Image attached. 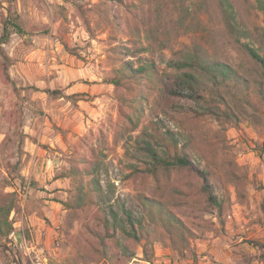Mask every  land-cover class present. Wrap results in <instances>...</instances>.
<instances>
[{
    "label": "rangeland",
    "instance_id": "obj_1",
    "mask_svg": "<svg viewBox=\"0 0 264 264\" xmlns=\"http://www.w3.org/2000/svg\"><path fill=\"white\" fill-rule=\"evenodd\" d=\"M196 3L187 5L195 10ZM234 4L236 28L250 35L241 41L262 54L264 0ZM105 9L102 0H0V37L8 16H17L24 31L0 40V193L9 195L5 206L13 203L9 234L0 213V264H264V101L227 86L201 93L196 102L175 77L176 62L194 49L252 78L254 64L212 9L191 32L180 26L170 0H157V8H146L136 24L114 2L111 13L105 15ZM119 47L125 48L121 55ZM4 57L11 61L9 80ZM119 58L135 66L152 64L161 80L148 93L141 116L125 109L130 121L120 116L113 87L103 82ZM86 85L96 93H70ZM167 133L208 174L220 205L209 201L195 171L181 168L168 180L159 174L157 183L143 173L144 135L160 143ZM151 142L161 156L163 148ZM83 160L99 191L70 211L78 179L60 176ZM138 194L161 198L180 222L172 233L174 249L159 227L164 242L148 247L149 258L142 244L119 233L118 243L105 239L114 247L113 257H105L104 220H112L111 208L118 218L124 219L123 210L138 216Z\"/></svg>",
    "mask_w": 264,
    "mask_h": 264
},
{
    "label": "trees",
    "instance_id": "obj_2",
    "mask_svg": "<svg viewBox=\"0 0 264 264\" xmlns=\"http://www.w3.org/2000/svg\"><path fill=\"white\" fill-rule=\"evenodd\" d=\"M169 1V0H167ZM171 10L179 16V24L181 27H185L186 32H191L194 29H200L202 22L199 17L202 15H209L212 9L218 13L220 18V24L224 27L228 36L232 37L238 50H241L243 54L249 59L250 63L254 64L257 75L252 78L244 71L234 69L230 65L225 64L216 55L209 54L202 49H194L189 51L185 57L178 60L176 79L183 85H186L190 91V99L198 101L201 98V93L208 91L217 92L219 88L231 87L234 89L246 91L247 93H254L262 101H264V50L260 54L255 48L248 43L242 42L241 38L249 39L250 35L238 30L234 24L236 18V10L234 0H197L195 10H191L187 5L189 0H170ZM105 5V15L111 13L108 6L112 2L123 7L130 15H132L133 24L137 23L138 17L143 16L148 12L151 7L157 8V0H132L126 2L124 0H102ZM167 5V4H166ZM116 24L117 31L123 32L120 27L121 22H117L115 16H111ZM142 19V18H140ZM202 23V24H201ZM204 27V26H203ZM17 35H23L24 31L19 22L17 16H8L2 22V35L1 41H7L11 33ZM124 47H119V54L124 51ZM140 51H147L146 48H140ZM11 61L8 57H4L3 68L4 76L6 80H9L7 74V66ZM103 82L113 87L115 99L119 104L120 116L123 119L130 121L129 114L125 111L130 110L134 115L141 116L144 113L145 106L148 104V93L158 89V84L161 82L157 78L155 67L150 64H140L135 66L130 60L118 59V67L114 68L111 75L105 77ZM62 97V96H61ZM211 107V106H210ZM208 113L215 116L218 115L211 108ZM217 108V107H216ZM146 136V140H143L144 151L148 159L147 167L144 170L145 175H150L154 182H158L159 174L164 175L168 180L172 172L178 169H186L188 171H195L197 176L202 182V191L205 193L210 202L215 205H220L218 198L215 196L212 186L209 184L208 174L205 171H201L195 168V164L191 160L190 156L186 152L185 147L178 149L179 139L172 134L167 133L162 135L163 141L158 143L157 136L150 134ZM159 144L162 147V155L154 149L152 142ZM166 142V143H165ZM170 145L175 149L173 154L170 153ZM86 160L80 161V168L73 167L67 174H61L60 178L76 177L78 184L76 187V199L74 204L67 205L70 211H77L81 209L87 201H92L91 196L93 193L99 191L98 182L93 177V172L90 167L86 165ZM135 171V169L133 170ZM137 171V170H136ZM138 172V171H137ZM90 177V181L84 183V179ZM9 195L0 193V213L3 212L5 219V227L7 234L11 231V225L6 223L12 209L13 203L10 206H5L6 199ZM137 200L140 205L141 213L138 216H134L127 210H123L124 219L118 218L113 213V209H110L112 220H104V235L101 241L102 255L105 257H113L114 247L111 243H108L105 239H109L110 242L118 243L117 233L121 238L129 240L137 245L142 244L143 253L149 258L148 247L154 242L162 243L163 236L158 230L162 227L168 234L170 247L174 249L173 231H179L178 226L180 222L163 203L161 198L156 196H146L145 194H138ZM63 205V204H62ZM66 206V205H65ZM97 235H100L96 232ZM184 239V235L177 233ZM101 236V235H100ZM117 245V244H116ZM147 258V259H148Z\"/></svg>",
    "mask_w": 264,
    "mask_h": 264
},
{
    "label": "crops",
    "instance_id": "obj_3",
    "mask_svg": "<svg viewBox=\"0 0 264 264\" xmlns=\"http://www.w3.org/2000/svg\"><path fill=\"white\" fill-rule=\"evenodd\" d=\"M96 87L95 86H83L82 88H79V90H75L74 88H71L70 89V93L71 94H73V93H79V92H81V93H88V94H90V95H93L94 93H96ZM48 139V138H47ZM45 140V142L47 143V145H48V140ZM54 144H55V142H54ZM54 144L52 145V147H53V149L55 148L54 147ZM49 148H51L50 146H49ZM46 162V161H45ZM47 164V163H46Z\"/></svg>",
    "mask_w": 264,
    "mask_h": 264
},
{
    "label": "built area",
    "instance_id": "obj_4",
    "mask_svg": "<svg viewBox=\"0 0 264 264\" xmlns=\"http://www.w3.org/2000/svg\"><path fill=\"white\" fill-rule=\"evenodd\" d=\"M48 142H49L48 145H49L51 148H53V147H52V145L54 144L53 140H52V139H48ZM50 162H51V161H48V162H47V165L52 163V162H51V163H50ZM54 163H55V162H54ZM55 165H56V164H55ZM19 246L22 247V246H24V245L21 244V242H20V245H19ZM31 251H32L33 253H36V252H34L33 249H32Z\"/></svg>",
    "mask_w": 264,
    "mask_h": 264
}]
</instances>
